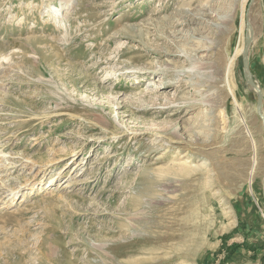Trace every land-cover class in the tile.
<instances>
[{"label": "rangeland", "instance_id": "374dc122", "mask_svg": "<svg viewBox=\"0 0 264 264\" xmlns=\"http://www.w3.org/2000/svg\"><path fill=\"white\" fill-rule=\"evenodd\" d=\"M249 3L0 0V264H264Z\"/></svg>", "mask_w": 264, "mask_h": 264}, {"label": "water", "instance_id": "95a60500", "mask_svg": "<svg viewBox=\"0 0 264 264\" xmlns=\"http://www.w3.org/2000/svg\"><path fill=\"white\" fill-rule=\"evenodd\" d=\"M253 2H254V0H250V3L248 6H250ZM250 43H251L250 37L246 36L245 42H244V48H243V51L241 53L242 64H243V78L245 79L250 90L257 96L256 114L262 123L263 131H264V118H263V111H262L263 96H262V93L259 90L258 86L255 84V82L252 79V76H251L250 71H249V65H248L247 54H248V49H249ZM262 197L264 200V183H263Z\"/></svg>", "mask_w": 264, "mask_h": 264}, {"label": "bare ground", "instance_id": "6f19581e", "mask_svg": "<svg viewBox=\"0 0 264 264\" xmlns=\"http://www.w3.org/2000/svg\"><path fill=\"white\" fill-rule=\"evenodd\" d=\"M54 8V11H56V9H58L57 7H53ZM245 26H246V36L247 37H250V40H251V38H252V34H251V30H250V27H249V23H248V20H247V14H246V18H245ZM249 33H250V35H249ZM248 34V35H247ZM246 38V37H245ZM244 42H245V40H244ZM243 48H244V46H243ZM263 118H264V112H263ZM1 158V160H0V168H4V167H6V165H8L9 164V162H7V160H5L4 159V156L3 157H0ZM8 164H7V163ZM10 192H12V191H10ZM11 193H9V195H10ZM7 197H4V199H6ZM157 223V222H156ZM161 223V222H160ZM129 230V229H128ZM125 235V234H124ZM124 237H126V235L124 236Z\"/></svg>", "mask_w": 264, "mask_h": 264}]
</instances>
